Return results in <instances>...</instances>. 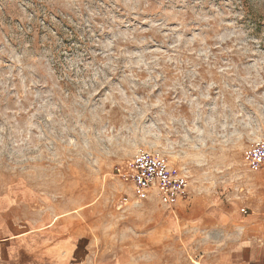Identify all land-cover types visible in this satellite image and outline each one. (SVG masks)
<instances>
[{
  "label": "rangeland",
  "instance_id": "1",
  "mask_svg": "<svg viewBox=\"0 0 264 264\" xmlns=\"http://www.w3.org/2000/svg\"><path fill=\"white\" fill-rule=\"evenodd\" d=\"M250 2L259 28L240 0H0V236L61 216L89 264H196L168 217L264 213L246 158L264 139V0ZM138 150L185 169L188 196L136 198L112 167Z\"/></svg>",
  "mask_w": 264,
  "mask_h": 264
},
{
  "label": "crops",
  "instance_id": "2",
  "mask_svg": "<svg viewBox=\"0 0 264 264\" xmlns=\"http://www.w3.org/2000/svg\"><path fill=\"white\" fill-rule=\"evenodd\" d=\"M60 217L37 229L0 236V264H89L87 236L59 226ZM177 221L187 226V234L180 229V237L186 243L192 237L197 241L196 264H264V213L244 216L229 202L218 203L209 212L186 214L180 220L168 217L165 225L173 236L179 231ZM121 257L118 264H130L126 254Z\"/></svg>",
  "mask_w": 264,
  "mask_h": 264
},
{
  "label": "built area",
  "instance_id": "3",
  "mask_svg": "<svg viewBox=\"0 0 264 264\" xmlns=\"http://www.w3.org/2000/svg\"><path fill=\"white\" fill-rule=\"evenodd\" d=\"M246 158L251 166L264 168V139L249 146ZM112 172L130 185L136 198L154 193L160 203L168 207L189 193L187 171L171 165L160 150H138L131 160L115 164ZM126 202L125 196L120 199L121 204Z\"/></svg>",
  "mask_w": 264,
  "mask_h": 264
},
{
  "label": "trees",
  "instance_id": "4",
  "mask_svg": "<svg viewBox=\"0 0 264 264\" xmlns=\"http://www.w3.org/2000/svg\"><path fill=\"white\" fill-rule=\"evenodd\" d=\"M240 2H241V6L244 9V11L251 12V2H250V0H240ZM251 17L253 18V20L255 22L256 28L261 27V22L257 19V17H255L253 15V13L251 14Z\"/></svg>",
  "mask_w": 264,
  "mask_h": 264
}]
</instances>
